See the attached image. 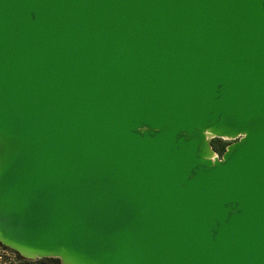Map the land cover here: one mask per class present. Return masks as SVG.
<instances>
[{"label": "water", "instance_id": "water-1", "mask_svg": "<svg viewBox=\"0 0 264 264\" xmlns=\"http://www.w3.org/2000/svg\"><path fill=\"white\" fill-rule=\"evenodd\" d=\"M0 243L264 264V0H0Z\"/></svg>", "mask_w": 264, "mask_h": 264}, {"label": "trees", "instance_id": "trees-1", "mask_svg": "<svg viewBox=\"0 0 264 264\" xmlns=\"http://www.w3.org/2000/svg\"><path fill=\"white\" fill-rule=\"evenodd\" d=\"M0 264H62L57 257H43L37 259H27L21 256L18 252L5 247L0 243Z\"/></svg>", "mask_w": 264, "mask_h": 264}, {"label": "rangeland", "instance_id": "rangeland-1", "mask_svg": "<svg viewBox=\"0 0 264 264\" xmlns=\"http://www.w3.org/2000/svg\"><path fill=\"white\" fill-rule=\"evenodd\" d=\"M231 142V140L228 139H224V138H212L211 139V144L212 147L215 151L216 154H218L219 156L222 155V153L224 152L226 146ZM2 250H0L1 252ZM2 259V257H0V260Z\"/></svg>", "mask_w": 264, "mask_h": 264}]
</instances>
